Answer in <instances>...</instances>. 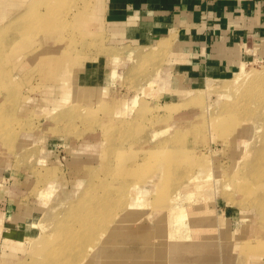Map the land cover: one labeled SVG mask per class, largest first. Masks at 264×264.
<instances>
[{"label":"rangeland","instance_id":"374dc122","mask_svg":"<svg viewBox=\"0 0 264 264\" xmlns=\"http://www.w3.org/2000/svg\"><path fill=\"white\" fill-rule=\"evenodd\" d=\"M45 1L0 0V186L35 225L0 228V264H49L65 239L73 264H154L206 229L264 264V45L214 90L172 88V37L111 43L94 0ZM95 60L108 76L81 88Z\"/></svg>","mask_w":264,"mask_h":264},{"label":"crops","instance_id":"0c3cea01","mask_svg":"<svg viewBox=\"0 0 264 264\" xmlns=\"http://www.w3.org/2000/svg\"><path fill=\"white\" fill-rule=\"evenodd\" d=\"M94 2V17L96 20L101 19L111 43H132L137 49H149L151 45H158L162 39L172 37V44L166 49L169 53V66L174 73L172 88L206 85L208 79H226L238 71L243 63L254 60L259 48L264 45V0ZM94 22L92 20L90 24L95 25ZM105 75L108 76L101 68L100 61H91L80 73L78 85L81 88L93 87L95 85L92 83H97ZM21 187L7 185L6 188L11 190L8 193L7 189L0 186V228L3 226L8 232L6 237L3 236L4 239L17 233L22 225L25 229L29 226L32 230L35 228L31 224L32 214L28 215L30 213L24 208L19 210L15 197ZM3 192L7 193L5 198L2 197ZM197 232L195 230L194 238ZM205 232L198 235L202 237L199 240L189 241L204 244L203 250L194 253L187 250V254L180 251L178 255L171 256V248L165 251L163 246L156 247L154 264H172L173 261L179 264H217L220 257L231 264L234 261V247L228 246V251L223 249V245L216 239L218 234L212 235L208 229ZM210 245L217 246L218 250L211 247V251H208Z\"/></svg>","mask_w":264,"mask_h":264},{"label":"bare ground","instance_id":"6f19581e","mask_svg":"<svg viewBox=\"0 0 264 264\" xmlns=\"http://www.w3.org/2000/svg\"><path fill=\"white\" fill-rule=\"evenodd\" d=\"M45 1V0H44ZM46 1H48L47 3L48 4H50V1L51 0H46ZM45 1V2H46ZM51 5V4H50ZM26 10L27 9H23L22 10V12H26ZM21 12V13H22ZM48 18V17H47ZM214 81H215V79H208V83H206L207 84V86L204 88V92H207V91H211V90H214V85H216V84H218V83H216V84H214ZM221 86V85H220ZM217 87V86H216ZM263 152H264V150H263ZM260 156V155H259ZM262 158H263V162H264V155H262ZM258 159H260V157L258 158ZM264 165V164H263ZM263 165H262V167H263ZM260 168V167H259ZM261 169H263V168H261ZM258 171V170H257ZM262 172V171H261ZM251 174H253V173H251ZM262 174V173H261ZM254 175V174H253ZM256 176V175H255ZM260 176V175H259ZM264 177V176H263ZM188 208H187V206H182V209H177L175 212H171L170 213V215H171V217H172V219L173 220H179L180 219V217H182V216H184L185 215V213H186V210H187ZM199 214H202V213H199ZM83 218V217H82ZM88 218V217H87ZM93 219V218H92ZM200 220V219H199ZM85 221V222H84ZM91 221L92 220H87V219H83V224L85 223V224H87V225H90V223H91ZM80 223H81V221H80ZM79 223V224H80ZM73 224V223H72ZM75 224H77V223H75ZM92 225V224H91ZM89 226V227H92V226ZM83 227V229H84V226H82ZM86 227H88V226H86ZM73 229H75L74 227H73ZM72 228L71 229H69V232H70V230H73ZM80 229V228H79ZM89 229V228H88ZM77 230H78V228H77ZM76 231V230H75ZM90 230H88V232H89ZM77 232H79V230L77 231ZM86 232H87V230H86ZM80 233V232H79ZM66 234H69L70 235V233H68V231H67V233ZM74 234V233H73ZM72 235V234H71ZM76 235H78V234H76ZM66 236V235H65ZM72 236H75V235H72ZM79 237H80V235H79ZM78 237V238H79ZM181 237V236H180ZM183 237V236H182ZM67 238V237H66ZM68 238H69V236H68ZM73 238V237H72ZM75 238H77V236L75 237ZM70 239V238H69ZM75 240V239H74ZM60 241H61V239H60ZM67 241H68V239H65V241L63 240L62 242H63V246H61V244H60V248H54V252L55 253H53L52 255H50V257L53 259H51V261L54 263V262H58L59 264H73V262H74V260H72L71 259V257H68L67 255H69L68 253H69V251H66V250H69V249H67V248H69V246L68 247H66L68 244H70L69 243V241H68V243H67ZM76 241V240H75ZM179 241H182L181 239H179L178 240V242ZM71 242V241H70ZM91 243V242H90ZM72 244V243H71ZM76 245H78L77 243H75ZM178 244V243H177ZM199 244V243H198ZM84 246H85V244L83 245V244H81V245H79V248L81 247V249H80V251L84 248ZM59 247V246H58ZM103 248L104 247H106V243L104 242V244H103V246H102ZM195 247H197V246H195ZM72 248V247H71ZM75 248V247H74ZM89 252H91V251H93V250H91V244H89ZM88 248L86 249V250H88ZM177 248H180V250L181 249H183L182 248V246H180V245H176V246H172L171 247V249H170V255L171 256H174L175 254H178L179 253V250H177ZM202 248V247H201ZM200 249V248H199ZM203 249V248H202ZM60 250V251H59ZM193 250H195L194 248H193ZM192 250V251H193ZM72 251V250H71ZM197 251H198V249H197ZM73 252H74V249H73ZM82 253V255H83V257H82V259H81V262L83 261V259H85V257H86V255H87V253L86 254H84V250H83V252H81ZM106 255V254H105ZM111 257V256H110ZM176 260V259H175ZM50 261V262H51ZM149 261V260H148ZM172 261H173V259H172ZM202 261V260H201ZM212 261H214V260H212ZM50 262H49V264H50ZM152 262V261H151ZM80 263V262H79ZM75 264V263H74ZM97 264V263H96ZM149 264H151V263H149ZM172 264H179V263H177V262H175V261H173V263Z\"/></svg>","mask_w":264,"mask_h":264}]
</instances>
